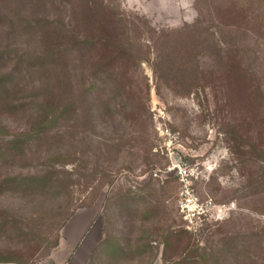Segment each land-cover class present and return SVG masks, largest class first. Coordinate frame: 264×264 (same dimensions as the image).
I'll return each mask as SVG.
<instances>
[{
	"label": "rangeland",
	"instance_id": "1",
	"mask_svg": "<svg viewBox=\"0 0 264 264\" xmlns=\"http://www.w3.org/2000/svg\"><path fill=\"white\" fill-rule=\"evenodd\" d=\"M0 56L8 264H264V0H0Z\"/></svg>",
	"mask_w": 264,
	"mask_h": 264
},
{
	"label": "built area",
	"instance_id": "2",
	"mask_svg": "<svg viewBox=\"0 0 264 264\" xmlns=\"http://www.w3.org/2000/svg\"><path fill=\"white\" fill-rule=\"evenodd\" d=\"M179 173L186 172L180 169ZM178 204L183 220L188 224V228L198 227L205 220H215L229 211L224 205H215L211 200L201 201L197 196L186 192H181Z\"/></svg>",
	"mask_w": 264,
	"mask_h": 264
},
{
	"label": "trees",
	"instance_id": "3",
	"mask_svg": "<svg viewBox=\"0 0 264 264\" xmlns=\"http://www.w3.org/2000/svg\"><path fill=\"white\" fill-rule=\"evenodd\" d=\"M2 62V57L0 56V63ZM0 79V107L1 102L5 100V95L9 92V85L13 82V74L12 73H5ZM21 141L11 140L7 141L4 144L0 145V162L6 161V158L9 156L10 152H18L22 151ZM29 178H21V177H14V178H0V194L3 193L5 186H7L8 183L19 181L20 183H25L27 181H30ZM13 255H16L14 252H7V254L4 256L0 254V264H8L10 258H12ZM180 264H196L195 262H192L190 259L185 258L183 259Z\"/></svg>",
	"mask_w": 264,
	"mask_h": 264
}]
</instances>
